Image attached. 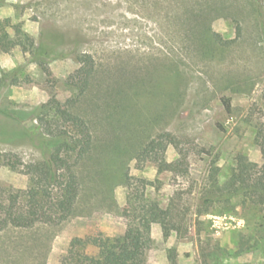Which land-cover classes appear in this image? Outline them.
Masks as SVG:
<instances>
[{"label": "rangeland", "instance_id": "1", "mask_svg": "<svg viewBox=\"0 0 264 264\" xmlns=\"http://www.w3.org/2000/svg\"><path fill=\"white\" fill-rule=\"evenodd\" d=\"M3 26L0 264H87L152 202L166 224H151L143 264H264V205L225 187L238 155L263 162L264 0H0ZM50 98L92 144L62 162L79 183L70 216L30 225L21 203L6 215L2 188L28 186ZM160 133L162 170L138 158Z\"/></svg>", "mask_w": 264, "mask_h": 264}, {"label": "trees", "instance_id": "2", "mask_svg": "<svg viewBox=\"0 0 264 264\" xmlns=\"http://www.w3.org/2000/svg\"><path fill=\"white\" fill-rule=\"evenodd\" d=\"M3 28L4 26L1 30ZM236 30L239 35V26ZM15 31L19 37L18 43L24 44V40L32 41L26 33L20 32V29ZM8 37L9 33L5 28L0 31V41ZM89 72L90 70H87L85 74L88 75ZM221 102L229 113L230 100L222 97ZM34 118L45 139V142L40 144L41 158L24 165L29 179L25 189L2 188V193L7 194L5 197L9 201L2 209L10 216L16 205L21 203L27 224H59L70 216L79 188L76 173L72 170L63 171L62 162L73 153H76L77 158L83 157L91 148L92 136L85 120L62 107L54 98L42 103ZM168 141L167 133L158 134L144 144L138 158H150L158 163L159 169H168L171 164L166 162L162 155ZM262 156L261 166L255 169L244 156L238 155L225 187L233 193L244 194L246 199H257L264 205V144ZM9 165L16 169V165ZM141 211L135 221L127 224L123 235L118 239H100L97 254L87 264H143L144 252L151 243V224L158 222L165 228L167 212L155 202L142 206ZM261 249L264 254V238Z\"/></svg>", "mask_w": 264, "mask_h": 264}, {"label": "built area", "instance_id": "3", "mask_svg": "<svg viewBox=\"0 0 264 264\" xmlns=\"http://www.w3.org/2000/svg\"><path fill=\"white\" fill-rule=\"evenodd\" d=\"M215 219V216H212ZM215 221V220H214Z\"/></svg>", "mask_w": 264, "mask_h": 264}]
</instances>
